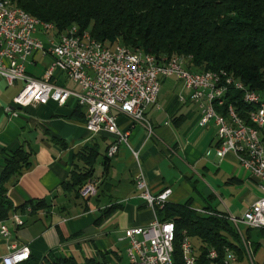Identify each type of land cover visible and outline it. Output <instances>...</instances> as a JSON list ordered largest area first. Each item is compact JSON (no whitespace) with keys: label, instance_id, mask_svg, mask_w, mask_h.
Instances as JSON below:
<instances>
[{"label":"crops","instance_id":"0c3cea01","mask_svg":"<svg viewBox=\"0 0 264 264\" xmlns=\"http://www.w3.org/2000/svg\"><path fill=\"white\" fill-rule=\"evenodd\" d=\"M39 37L44 39L43 35ZM50 60L37 55L28 65V74L43 79ZM55 81L80 91L60 73H56ZM21 88L23 85L9 86L0 78V175L7 158L5 152L21 148L32 151L30 168L10 179L8 197L15 207L31 201L45 202V206L34 213L30 209L18 212L15 216L23 221L22 226L12 218L0 222V264L2 258L24 247H29L31 254L22 264H44L47 257L68 258L77 264H128L126 243L120 241L124 231L147 226L157 218L139 198V177L145 179L153 194L171 189L172 204L193 199L192 208L202 215L207 210L228 216L242 210L244 214L263 197L261 182L242 168L235 154L222 159L216 156L217 127L200 125L202 109L189 99L184 82L177 78L163 81L157 105L146 112L152 133L115 113L128 142L120 145L105 174L100 160L116 137L106 131L91 137L85 127L86 111L75 101L65 106L49 102L16 107L13 101ZM92 148L101 153L93 179L99 189L97 197L85 201L64 194L61 185L70 179L73 170L84 168L79 159L81 151ZM208 150L212 155H206ZM234 191L240 201L229 207L227 200L232 199ZM215 202L219 206H214ZM244 202L247 208L240 206ZM113 205L120 208L97 222L102 211ZM2 226L8 229L6 236L1 234ZM237 232L242 248L241 258L232 252L237 261H243L246 255L252 264H259L255 262L259 244L256 247L247 241L241 227Z\"/></svg>","mask_w":264,"mask_h":264},{"label":"built area","instance_id":"2783aa9c","mask_svg":"<svg viewBox=\"0 0 264 264\" xmlns=\"http://www.w3.org/2000/svg\"><path fill=\"white\" fill-rule=\"evenodd\" d=\"M39 35H43L41 39ZM90 33L80 29H69L68 33L58 34L57 30L40 27V22L25 19L24 12H16L12 0L0 5V78L9 86L23 85L13 103L26 108L33 105H47L54 102L65 106L75 101L86 111L85 127L91 137L103 131L116 137L109 148L108 156L118 154L122 143L128 142V135L120 130L115 113L128 117L133 124L148 128L146 112L159 100L164 80L175 77L184 82L190 93V100L200 105L202 111L200 125L217 127L219 147L216 156L220 159L233 153L234 145H241L244 158H238L244 170L257 178L263 197L253 204L241 219L234 216H217L227 219L237 230L243 225L246 229L264 231V159H261L258 139L252 130H244L232 113V105L227 103V95L234 88L243 93L244 100H251L252 117L260 121L264 130V98L260 93L229 85H220L209 72L192 73L177 58L160 62L148 55L136 57L127 47H110L104 43L90 44ZM48 56L51 60L43 79L28 74V65L37 55ZM123 55H131V63H123ZM56 73L64 75L76 84L80 91L67 89L55 81ZM184 100V99H183ZM210 103L222 105V115H213ZM225 114H232V123H225ZM149 132L152 128L149 126ZM212 155V150L206 152ZM137 156V155H136ZM136 189L146 205L153 211L163 208L170 202L173 191L165 189L153 194L143 177L136 180ZM97 183H88L80 192L84 199L96 197ZM204 215H216L203 211ZM17 226L24 223L18 216L12 217ZM170 224L156 218L147 226L131 227L124 231L121 242L126 243L128 264H174L169 255L168 237ZM6 236L8 229L1 228ZM183 264H200L191 239L186 237L181 246ZM29 247H24L2 258V264H22L30 258ZM215 249L207 255L210 264H231L237 257L226 249V257L221 263Z\"/></svg>","mask_w":264,"mask_h":264},{"label":"trees","instance_id":"16d2710c","mask_svg":"<svg viewBox=\"0 0 264 264\" xmlns=\"http://www.w3.org/2000/svg\"><path fill=\"white\" fill-rule=\"evenodd\" d=\"M12 3L33 18L54 24L58 34L77 27L89 32L96 42L110 47L141 51L160 62L180 58L192 73H226L264 98V0H12ZM227 103L235 106L245 124L252 125L249 115L253 106L244 102L242 92L232 88ZM108 151L100 160L104 174L112 160ZM5 153L7 158L0 175V222L18 212L30 209L34 213L45 206V202L34 201L21 207L13 205L8 197L9 181L30 168L32 151L21 148ZM100 156L98 149L82 150L79 159L84 168L73 170L70 179L61 185V191L81 199L82 189L93 182ZM192 204L193 199L181 204L169 202L156 211L161 222H174L170 225L176 231L175 264H183L181 246L186 237L200 243V248L195 249L200 264H210L207 255L211 249L220 256L215 263L226 257V249L241 258V239L234 226L217 216L220 213L216 211H212L216 215L209 216L197 213ZM119 208L115 205L106 208L97 222ZM44 264L77 263L68 258L47 257Z\"/></svg>","mask_w":264,"mask_h":264},{"label":"bare ground","instance_id":"6f19581e","mask_svg":"<svg viewBox=\"0 0 264 264\" xmlns=\"http://www.w3.org/2000/svg\"><path fill=\"white\" fill-rule=\"evenodd\" d=\"M0 5H6V0H0ZM16 12H24V11L19 9L18 7H16ZM24 14H25V19L33 20V22H40V27H49V29L56 30V27L54 24L43 23V22L33 18L32 16H30L26 12H24ZM71 29H79V28L73 27ZM64 33H68V31L64 32ZM90 44L100 45L101 43L96 42L92 37H90ZM127 50H130V52H135L136 57H143L144 55H147L145 53H142L141 51L140 52L139 51H133L129 48H127ZM148 58L156 59L152 55H148ZM177 60H178V63L180 65H184L183 60H181L180 58H177ZM123 63H131V55H123ZM209 73L213 78H216L217 82H219L220 85H229L230 79H233L231 77H228L226 75V73H222V74L212 73V72H209ZM233 86L244 87L243 84L239 83V80L236 81L234 79H233ZM244 102L247 105L248 104L251 105V100H244ZM210 111H211V113H213V115H222V105L219 103H210ZM232 113H233V116L238 121L240 128H242L244 130H252V134L254 135V138L261 141V143H264V130L260 127L259 119H257L256 117H252L251 113H250L249 120H250V123L252 125L248 126L239 117L238 113L236 112L235 106H233V105H232ZM225 123H232V114H225ZM259 152H260L261 159H264V144H259ZM233 154H235L238 158H244V151L242 150L241 145H234ZM175 240H176V231H175L174 227L172 225H170V234L168 237V246H169V255L171 256L172 259H174V253H175V249H174ZM228 251H230V250H228ZM230 254H232L234 257H236L231 251H230ZM174 264H175V261H174Z\"/></svg>","mask_w":264,"mask_h":264},{"label":"rangeland","instance_id":"374dc122","mask_svg":"<svg viewBox=\"0 0 264 264\" xmlns=\"http://www.w3.org/2000/svg\"><path fill=\"white\" fill-rule=\"evenodd\" d=\"M183 60V59H181ZM184 61V60H183ZM185 64V62H184ZM49 66V65H48ZM48 68V67H47ZM47 68L45 70V73L47 71ZM44 73V75H45ZM44 78V77H43ZM175 78V77H174ZM19 85H22L20 83H18ZM17 84V85H18ZM16 86V85H15ZM13 88V87H11ZM15 88V87H14ZM22 89V88H21ZM21 91V90H20ZM18 92H19V89H18ZM160 95V94H159ZM78 107H81V106H78ZM84 109V108H83ZM86 123V122H85ZM114 158V157H113ZM99 164L97 165V169L99 170ZM98 194V193H97ZM234 196L232 197L231 200H227V204L229 205V207H233L234 205H237L239 204V201H240V195L237 194V192L234 191ZM91 198H94V197H91ZM87 199V198H86ZM215 205L214 206H219V203L218 202H215L214 203ZM247 205L248 203L247 202H244V203H240V206H242L243 208H247ZM242 211V210H241ZM238 213V212H234V217L236 218H239L241 219L242 216H243V213ZM241 228L243 229V235H244V238L247 240V241H250V242H253L256 244V247H257V244H259V249L257 250V253L255 255V262L259 263V264H264V231L262 230H250V231H246L245 227L243 225H241ZM194 248L197 250L200 248V243L196 240H191ZM231 264H252L248 258L246 257L245 255V258L243 261L239 262H231Z\"/></svg>","mask_w":264,"mask_h":264}]
</instances>
